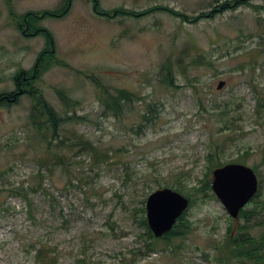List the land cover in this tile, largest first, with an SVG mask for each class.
I'll use <instances>...</instances> for the list:
<instances>
[{
	"label": "rangeland",
	"instance_id": "obj_1",
	"mask_svg": "<svg viewBox=\"0 0 264 264\" xmlns=\"http://www.w3.org/2000/svg\"><path fill=\"white\" fill-rule=\"evenodd\" d=\"M10 1L17 15L60 2ZM228 1L101 0L107 10L127 6L141 13L166 6L193 19L228 7L198 23L165 12L109 20L81 0L66 17L40 22L54 35L57 58L69 67L54 65L37 85L62 118L72 119L59 128L66 144L54 141L47 151L30 124V97L0 106V187L29 188L43 175L31 211L8 191L0 195V264H239L222 260L215 246L243 221L232 219L216 197L202 200L192 190L208 173L209 148L219 145L220 161L245 159L257 168L264 202V106L256 112L264 98V0H242L237 7ZM45 43L43 36L24 37L7 0H0V94L15 90L13 77L34 66ZM199 54L214 66L194 65ZM221 81L226 84L218 90ZM56 89L76 102L75 113L66 112ZM106 89L134 95L118 117L104 112ZM217 107L227 115L213 111ZM81 140L93 149L72 146ZM176 187L196 199L187 214L191 233L176 242L182 249L175 253L159 242L158 251L140 255L150 241L142 238L148 196ZM258 221L250 223L254 236L264 233ZM40 250L43 259L37 258Z\"/></svg>",
	"mask_w": 264,
	"mask_h": 264
},
{
	"label": "trees",
	"instance_id": "obj_2",
	"mask_svg": "<svg viewBox=\"0 0 264 264\" xmlns=\"http://www.w3.org/2000/svg\"><path fill=\"white\" fill-rule=\"evenodd\" d=\"M95 1L96 0H90V2L94 3ZM61 2V5L53 10H46L41 12L28 11L22 15H17L13 10L12 1L7 0L10 15L14 18V21L16 22L17 30L24 37L43 36L45 38L46 43L44 49L38 54L34 66L29 70L20 69L13 77L15 83V90L9 93L0 94V106H12L14 104L19 103L23 96L30 97L32 100L30 108V124L33 126L34 129H36V131L40 135H42L41 141L42 143H46L47 151L52 145V143H54V141L58 140V143L60 142L59 145L66 144V140L60 138L59 128L65 120L72 119L62 118L60 113H58V111L46 100L41 89L37 85L44 73L50 68H52L54 65L69 67L65 62L59 60L56 56V43L54 35L50 32V30L40 26V22H42L46 18L51 17L61 19L69 14V5L72 0H61ZM242 3V0H231L228 1L227 5L237 7ZM162 7L155 8L152 11L165 10L168 11L172 16L178 17L181 20L190 23H198L200 20L205 19L206 17L214 18L216 16V11H214L212 16L202 14L193 19L183 12L168 8L163 9ZM254 8L260 9L261 7L254 6ZM225 9H228V7H226ZM220 12H223V10ZM132 17L139 18L141 16L132 15ZM260 22L264 24V20H260ZM259 37L263 41L264 37L262 35H259ZM192 63L196 66H214V62L211 59H208L205 54L197 55L193 59ZM164 69L167 70L169 73L168 76H166L165 78L166 83H168L170 86H173L171 70L165 66ZM97 81L98 80L94 79L95 83ZM56 94L58 95L62 103L65 105L66 112H68V110H72L75 113L76 102H74L65 91L56 89ZM133 98L134 95L127 91L116 90V93H112L106 89V94H104L103 97L101 96V102L103 104L104 112L106 114L111 113L114 116L118 117L122 114V103L125 101L131 103L133 101ZM263 106L264 98L257 100L256 112L258 114L261 112V108ZM218 109L221 111L219 113L220 116L224 117L227 115L228 110H226L224 107L214 108L213 111H216ZM226 126L229 130L233 129L232 125ZM50 133L52 139L48 141ZM77 145H85L88 146L90 149H93V147L88 142L85 143L83 142V140H81L78 144H72V146ZM220 150L221 147L219 145L216 146L213 151L211 150V147L209 148V153L206 155L207 166H210L208 173L205 175V179L200 181V187H195L192 189L194 193L203 195V197L201 198L202 200L215 198V195L212 192L211 180L209 179V175L212 172V169H216L227 164L220 161ZM246 155H248V153ZM244 160L245 159H240L232 163L245 165L246 161ZM45 161L47 162L49 160L45 159ZM253 169L255 170V172H258L257 168ZM38 176L40 177V182L38 185L26 188L24 184H22L20 187L11 189H2L0 187V195L3 192L8 191L10 193V196H15L23 199L28 205L29 210L31 211V208H33L32 197L35 193L43 190V175L42 173H38ZM174 189L175 191L183 193V189L181 187H176ZM261 196L262 182L260 180L259 191L254 197V199L250 202V204H255L254 207L251 209H247L246 207L240 212L238 219H241L243 221V224L238 227V232L234 233L233 230L229 229L224 239V242L215 246L217 251L222 254V260H224L225 262H235L239 264H264V233L261 236H254L250 232V229L253 227V225H251L250 223L253 221L259 220L255 223V225L264 226V218H261V216L264 214V202L260 200ZM186 197L190 199V207L194 206V204L196 203V199L192 196V194H188ZM188 210L183 214L181 218H179V220L169 233L165 234L161 238H155L148 226L147 218L145 217L146 208H143L142 212L144 214V217L142 219V224L144 225L146 232L144 235H142V238L145 239V236H148L150 241L147 242L145 239V242H147V250L145 252H140V255L150 256L153 252L158 251L157 246L159 242H163L167 248H170V250H172L171 252L173 253L182 249V243L177 244L176 242H178L179 240H182V242L186 240L187 236L192 231V224L187 216ZM41 256L42 251L40 250L37 258L40 259L42 258ZM82 262L83 261H78L77 264H80Z\"/></svg>",
	"mask_w": 264,
	"mask_h": 264
},
{
	"label": "water",
	"instance_id": "obj_3",
	"mask_svg": "<svg viewBox=\"0 0 264 264\" xmlns=\"http://www.w3.org/2000/svg\"><path fill=\"white\" fill-rule=\"evenodd\" d=\"M225 84L221 81L218 90ZM259 187L254 169L243 164H227L213 172L212 192L234 220L254 199ZM189 207L190 199L178 191L164 188L152 192L146 200V218L154 237L169 233Z\"/></svg>",
	"mask_w": 264,
	"mask_h": 264
},
{
	"label": "flooded vegetation",
	"instance_id": "obj_4",
	"mask_svg": "<svg viewBox=\"0 0 264 264\" xmlns=\"http://www.w3.org/2000/svg\"><path fill=\"white\" fill-rule=\"evenodd\" d=\"M76 1L78 2L79 0H72V2L70 3V5H69V7H70L69 13L71 12V10L73 8V5H74V3ZM81 1H85V2L91 3L92 11H93V13L95 15L107 18L109 20H111L113 18L124 17V16L128 17V16H132V15L133 16H141V17H143L144 15L147 16V15H151V14H154V13H161V12L169 13L168 11H165V10L152 11L153 9L158 8V7H162V6H155V7L153 6V7L149 8V9H145L144 11L141 10L142 12L140 13V10H135V9L127 7V6H119V7H115L113 9H110V10L104 9V8H102L101 0H96L95 3L94 2H90V0H81ZM61 3L62 2L60 0V2L56 6H60ZM165 7L166 6H163L162 8L163 9H167L168 8V7H166V8ZM225 8H226V6H219L214 11H222ZM51 10H53V9H51ZM212 15H213V13L208 14V16H212Z\"/></svg>",
	"mask_w": 264,
	"mask_h": 264
}]
</instances>
